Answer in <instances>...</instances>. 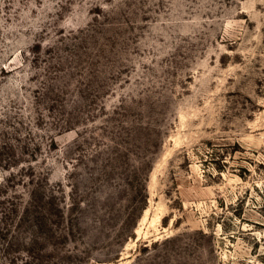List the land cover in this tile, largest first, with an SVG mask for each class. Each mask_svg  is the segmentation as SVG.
<instances>
[{"label": "rangeland", "instance_id": "374dc122", "mask_svg": "<svg viewBox=\"0 0 264 264\" xmlns=\"http://www.w3.org/2000/svg\"><path fill=\"white\" fill-rule=\"evenodd\" d=\"M0 161V264H264V0H0Z\"/></svg>", "mask_w": 264, "mask_h": 264}, {"label": "trees", "instance_id": "16d2710c", "mask_svg": "<svg viewBox=\"0 0 264 264\" xmlns=\"http://www.w3.org/2000/svg\"><path fill=\"white\" fill-rule=\"evenodd\" d=\"M0 162H1V161H0ZM6 238L8 239V238H11V237H8L7 231L3 232L2 229H0V240H4V239H6ZM7 239H6V240H7ZM6 240H5L4 243H5V247L8 248L9 242L6 241ZM6 243H7V244H6ZM7 248H6V250H7Z\"/></svg>", "mask_w": 264, "mask_h": 264}]
</instances>
